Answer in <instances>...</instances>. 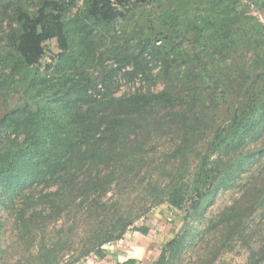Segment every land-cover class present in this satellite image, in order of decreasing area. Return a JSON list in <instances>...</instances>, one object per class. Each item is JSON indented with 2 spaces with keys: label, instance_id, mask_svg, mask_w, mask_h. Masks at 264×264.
Listing matches in <instances>:
<instances>
[{
  "label": "trees",
  "instance_id": "trees-1",
  "mask_svg": "<svg viewBox=\"0 0 264 264\" xmlns=\"http://www.w3.org/2000/svg\"><path fill=\"white\" fill-rule=\"evenodd\" d=\"M252 5L264 0H0V235L16 238L0 242V263L13 249L14 264L104 257L105 245L150 232L137 223L153 207L198 218L238 190L206 245L246 242L249 264H264V237L250 246L248 226L264 216V22ZM135 12L146 27L128 49L103 50L101 31ZM53 40L61 51L44 65ZM128 67L162 88L117 95Z\"/></svg>",
  "mask_w": 264,
  "mask_h": 264
},
{
  "label": "rangeland",
  "instance_id": "rangeland-1",
  "mask_svg": "<svg viewBox=\"0 0 264 264\" xmlns=\"http://www.w3.org/2000/svg\"><path fill=\"white\" fill-rule=\"evenodd\" d=\"M242 3H247V0H242ZM33 6V5H32ZM82 6V1L78 5ZM251 14L256 16L261 22H264V9H258L255 6H251ZM78 8L74 11L76 13ZM159 12V11H158ZM143 13L135 12V15L127 13V18H120L118 22L115 23V34H110L106 30L101 31V34L107 36V45L103 48L113 49L115 46H119L128 49V45L125 40L130 39L134 34L135 30H139L141 27H146L144 21L146 17L142 18ZM5 26L0 25V36L2 35V29ZM119 38V40H118ZM158 45L160 42L157 43ZM60 49L56 40L47 43V52L45 58L42 60L44 65L51 62L59 53ZM105 65L108 68H118V62L114 59H109L105 61ZM132 69L128 67L127 69L121 71L119 76L115 79L114 92L121 96L124 94L133 93L139 89H161L162 86L158 83L156 86L153 83L146 82L141 78L131 79L124 75L125 72L131 71ZM158 72V69L154 71V74ZM14 104L13 100H10L9 105ZM4 110L0 104V114ZM239 197L238 190L220 191L216 196L214 202L210 204L205 210H203L202 217H196L194 214L187 217L185 211H170L167 206H155L153 207L147 216H143L140 220L144 219V222L148 223L157 220V229L155 230L158 234L160 242L168 244L174 238H181L186 236L185 245L182 251L172 259V264H249V247L246 242L238 243L233 246L232 249L224 247L218 251L219 247H213V245H206V238L209 234H205L207 229L210 227L211 219L217 217L221 211L226 207L231 206L233 201ZM3 213L1 212L0 215ZM139 220V221H140ZM162 221V222H161ZM249 228L252 233L255 231L258 234L252 237L249 244L250 246L257 245V242L261 241L264 237V216L262 214H256L254 218L249 220ZM3 232V231H2ZM6 232V231H5ZM3 233L0 238V242L6 246L14 242L15 233L11 232L10 227H8V234ZM215 234V231L211 232V236ZM248 243V242H247ZM165 245V246H166ZM218 246V245H217ZM217 252V258L214 259V254ZM20 253V250L9 251V257L2 261L0 264H14L15 257ZM72 253L65 255L64 260L60 264H70L72 258ZM92 256V255H91ZM90 257V256H89ZM213 260V261H212ZM85 260H81L75 264H81Z\"/></svg>",
  "mask_w": 264,
  "mask_h": 264
},
{
  "label": "crops",
  "instance_id": "crops-1",
  "mask_svg": "<svg viewBox=\"0 0 264 264\" xmlns=\"http://www.w3.org/2000/svg\"><path fill=\"white\" fill-rule=\"evenodd\" d=\"M147 225L150 227L147 235L129 232L123 242L105 248L104 257L92 255L81 264H158L166 244L160 242L155 231L157 220Z\"/></svg>",
  "mask_w": 264,
  "mask_h": 264
},
{
  "label": "built area",
  "instance_id": "built-area-1",
  "mask_svg": "<svg viewBox=\"0 0 264 264\" xmlns=\"http://www.w3.org/2000/svg\"><path fill=\"white\" fill-rule=\"evenodd\" d=\"M137 224L144 225L145 224L144 219L138 221ZM120 242H123V240L122 241H118V242H114V243H109V244L105 245L104 248H107V247H110V246H113V245H118Z\"/></svg>",
  "mask_w": 264,
  "mask_h": 264
}]
</instances>
